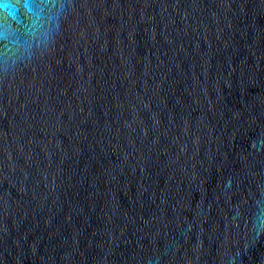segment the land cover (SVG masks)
<instances>
[{
	"label": "water",
	"instance_id": "1",
	"mask_svg": "<svg viewBox=\"0 0 264 264\" xmlns=\"http://www.w3.org/2000/svg\"><path fill=\"white\" fill-rule=\"evenodd\" d=\"M0 264H264V0H0Z\"/></svg>",
	"mask_w": 264,
	"mask_h": 264
}]
</instances>
